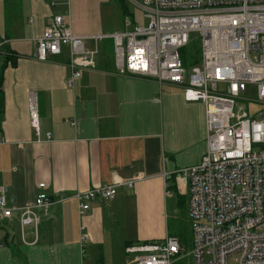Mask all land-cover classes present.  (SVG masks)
I'll list each match as a JSON object with an SVG mask.
<instances>
[{
  "label": "crops",
  "instance_id": "0c3cea01",
  "mask_svg": "<svg viewBox=\"0 0 264 264\" xmlns=\"http://www.w3.org/2000/svg\"><path fill=\"white\" fill-rule=\"evenodd\" d=\"M108 1L0 0V33L12 53L0 62V187H6L10 206L30 205L42 191L64 198L33 209L36 227L21 226L19 209L0 220V264H131L128 245L166 235L186 245L185 237L170 232L168 220L184 198L187 215V194L172 175L166 195L163 177L203 156V103L185 100L178 85L117 73L110 38L99 41L95 68L83 70L71 89L65 85L67 52L46 61L34 57L35 37L54 14L69 17L77 35L123 30L121 8L117 22ZM30 92L37 100L39 135L30 125ZM139 173L141 179L118 187L113 198L92 199L83 214L67 198L114 176Z\"/></svg>",
  "mask_w": 264,
  "mask_h": 264
},
{
  "label": "built area",
  "instance_id": "2783aa9c",
  "mask_svg": "<svg viewBox=\"0 0 264 264\" xmlns=\"http://www.w3.org/2000/svg\"><path fill=\"white\" fill-rule=\"evenodd\" d=\"M130 1L142 10L140 24L126 16V27L111 33L77 35L69 17L54 14L35 37L34 57L46 61L67 52L65 85L71 89L83 70L95 68L99 41L110 38L117 73L178 85L185 100L202 102L205 152L196 164L164 173L165 193L169 195L173 175L187 194L193 264H264V0ZM88 40L92 47H87ZM8 41L0 33V62L12 54ZM191 41L199 62L186 66L180 50ZM28 112L39 135L33 92L28 94ZM141 178L140 173L130 179L114 176L67 198L75 199L83 214L92 199H111L118 187H131ZM5 192L0 187V220L19 209L22 227L37 226L35 207L47 209L64 200L42 191L32 204L16 207L8 205ZM87 237L84 233L82 240ZM125 250L133 256L131 264H172L183 244L166 235Z\"/></svg>",
  "mask_w": 264,
  "mask_h": 264
},
{
  "label": "rangeland",
  "instance_id": "374dc122",
  "mask_svg": "<svg viewBox=\"0 0 264 264\" xmlns=\"http://www.w3.org/2000/svg\"><path fill=\"white\" fill-rule=\"evenodd\" d=\"M125 4L127 5V8L131 11L132 16H129L134 23L140 24L142 20V10L134 5L133 2L130 0H125ZM105 5L107 6V11L111 10V8H114L113 17L118 22L119 20V11H120V5H122L121 0H110ZM111 5H115L111 6ZM122 10V9H121ZM130 15V14H127ZM148 23V19L144 18L142 24L146 25ZM194 42V43H193ZM195 41H191L190 45H187L182 49V55L181 57H185L187 61H194V55L193 52L195 51ZM197 51V49H196ZM196 62V61H195ZM190 66V63L188 64ZM185 198L184 201L178 208L176 209L175 213H171L168 224L170 226V232L177 234L180 238L185 237L186 239V245L184 246L183 250L181 251L179 257L173 261L172 264H193V258L190 254V251L193 247V234L190 228V222L185 212ZM185 242V241H184Z\"/></svg>",
  "mask_w": 264,
  "mask_h": 264
},
{
  "label": "trees",
  "instance_id": "16d2710c",
  "mask_svg": "<svg viewBox=\"0 0 264 264\" xmlns=\"http://www.w3.org/2000/svg\"><path fill=\"white\" fill-rule=\"evenodd\" d=\"M122 2V5H120L121 9H122V13H123V16L124 18L126 16H132V13L131 11L127 8V5L125 4V0H121ZM127 14H130V15H127ZM191 43V42H190ZM190 43L188 45H190ZM194 43V42H193ZM195 49L196 46H195ZM194 61H187L185 59V57H182V60H183V63L188 66V64L191 62V63H196L199 61V57L197 56V51H196V54L194 55ZM5 63H0V130H1V114H2V111H3V106H4V92H3V87H2V83H3V71H4V65Z\"/></svg>",
  "mask_w": 264,
  "mask_h": 264
},
{
  "label": "bare ground",
  "instance_id": "6f19581e",
  "mask_svg": "<svg viewBox=\"0 0 264 264\" xmlns=\"http://www.w3.org/2000/svg\"><path fill=\"white\" fill-rule=\"evenodd\" d=\"M180 54L182 55V50H180ZM198 62H199V61H198ZM198 62H197V63H198ZM195 63H196V62H195Z\"/></svg>",
  "mask_w": 264,
  "mask_h": 264
}]
</instances>
